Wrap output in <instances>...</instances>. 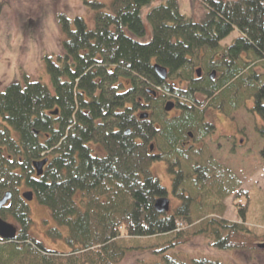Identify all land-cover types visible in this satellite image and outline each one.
<instances>
[{
    "label": "trees",
    "instance_id": "obj_1",
    "mask_svg": "<svg viewBox=\"0 0 264 264\" xmlns=\"http://www.w3.org/2000/svg\"><path fill=\"white\" fill-rule=\"evenodd\" d=\"M193 1L205 10L200 17L183 12L179 0H92L91 22L59 13L63 40L60 52L44 57L48 80L26 75L0 91V197L12 193L0 215L19 225L14 240L0 237V264H118L132 248L123 238L153 236L173 242L149 246L162 256L151 264H225L172 251L189 226L221 249L250 250L249 244L264 241L224 217L230 196L245 215L242 200L251 197L241 178L203 150L180 147L196 118L184 105L177 117L165 110L171 97L193 91L183 81L194 78L203 52L211 56L237 32L224 49L229 61L216 91L229 112L254 100L251 109L264 121V73L256 69H264V0ZM237 51L251 54L255 68L242 57L232 62ZM155 64L167 68V79ZM145 112L148 118H141ZM259 131L264 138V127ZM44 158L39 176L33 163ZM156 160L174 175L173 194L182 201L175 210L156 209L168 194L152 172ZM22 188L50 209L55 226L48 232L63 238L69 252H47L32 237Z\"/></svg>",
    "mask_w": 264,
    "mask_h": 264
},
{
    "label": "rangeland",
    "instance_id": "obj_2",
    "mask_svg": "<svg viewBox=\"0 0 264 264\" xmlns=\"http://www.w3.org/2000/svg\"><path fill=\"white\" fill-rule=\"evenodd\" d=\"M89 1L92 0H0L3 3L0 15V91L14 80L24 82L26 75L31 79L48 80L44 70L46 65L44 57L60 52L63 40L57 15L64 13L72 19L81 15L87 22H91L93 10L87 3ZM98 1L110 3V0ZM179 2L182 11L188 15L195 11L200 17L202 11H205L197 1L196 5L193 4V0ZM234 34L235 32L229 38L234 37ZM226 40L225 43L231 39ZM256 69L264 73V69L260 67ZM252 106V101L242 105L232 116L233 119L224 118L226 127L223 124V128L219 126L217 130L219 135L230 133L225 130L226 128L231 130L235 122L241 129L239 135L242 134L243 143L241 140L240 143L232 140L228 142L229 140L226 141L222 137H214L213 141L207 138L206 141L213 144L212 148L219 163L235 172L241 178L242 186L250 191L251 198L246 199L247 202L245 199L242 200V204L248 203L245 215L241 214L230 196L224 201L226 204L224 217L244 223L253 235L264 238V138L258 129L262 128L263 122L255 115ZM219 118L221 120L222 116ZM95 149L96 152L103 153L101 147L96 146ZM151 168L154 175L167 188L171 210H175L182 201L173 194L174 175L169 172L167 163L162 160L154 161ZM25 190L26 188H22L21 191ZM27 202L33 220L30 229L32 237L40 241L47 252H69L71 248L63 238H54L48 232L55 226L50 209L36 198ZM7 220L19 226L12 216ZM185 230L179 239L180 243L172 251L175 250L189 258L205 256L225 264H264V248H259L257 244L252 246L249 244L250 250L221 249L211 244L212 240L205 235L194 234L191 226ZM163 241L158 236L123 238V246L125 244L126 247L132 248L126 250L125 257L118 264H151L153 261H159L162 258L161 254L152 252L153 247L149 246L155 248L163 244ZM172 242L168 240L163 246H169ZM248 242L251 240L248 239Z\"/></svg>",
    "mask_w": 264,
    "mask_h": 264
},
{
    "label": "flooded vegetation",
    "instance_id": "obj_3",
    "mask_svg": "<svg viewBox=\"0 0 264 264\" xmlns=\"http://www.w3.org/2000/svg\"><path fill=\"white\" fill-rule=\"evenodd\" d=\"M234 35V37H232L233 35L231 36L232 38L228 37L229 39H231L230 42L228 41L225 43L226 39L223 40L225 44L221 43V48H219L211 56L208 57L209 53L203 52L202 63L195 68L196 72L193 76L194 78H192V80L183 81L185 86L193 91L191 93L189 92L188 98H181L180 96L171 97L169 101L174 103V107L172 110L167 111L170 114V117H177L181 114V112L184 111L181 108L182 105L187 108L185 109V111L189 113L188 117L194 116V118H196L194 120L190 118V122L195 124V127L194 129L186 130L181 135L179 139L180 147L183 150L187 151H194L196 149L203 150V153L206 154V156L204 157L211 158L213 160H216L217 162L219 161L217 160L218 158L216 157L214 149L212 148L213 144L209 141H206L207 138L210 141H213L215 140L214 137H222L226 141L229 140L228 142L232 140L233 142L240 143L241 140V142L243 143L242 134L239 135L241 129L236 126L235 122H233L234 125L231 130L230 128H226V130L224 129L226 132H230L227 134L223 133L226 136L217 134L219 126H222L223 128L224 124V127H226L224 118L227 117L229 120L233 119L232 116L240 108L239 107L238 109L229 112L228 107L230 105L226 106L223 95H221L220 91H216V87L218 85L220 77L222 76V69H224L225 61H229L228 59L225 60L227 55L225 54L224 49L230 47L234 39H236L239 34L235 32ZM228 38L227 40H229ZM241 57L244 58V61L248 63V68H255L253 56L245 52H234L232 62H235V59L239 61V58ZM261 62L264 63V61ZM208 82H215V84L210 85L206 90L204 89L205 91L200 90L199 86L206 85L208 84ZM252 102H254V100H252ZM254 113L256 116L260 117L263 122L262 127H264V121L261 116L256 111H254ZM219 116H222L221 120ZM199 127L203 129L201 135L198 133ZM151 146H153L151 151L156 153V145L152 144Z\"/></svg>",
    "mask_w": 264,
    "mask_h": 264
},
{
    "label": "water",
    "instance_id": "obj_4",
    "mask_svg": "<svg viewBox=\"0 0 264 264\" xmlns=\"http://www.w3.org/2000/svg\"><path fill=\"white\" fill-rule=\"evenodd\" d=\"M154 67H155V70H156L157 74L159 75V77H161L162 79H167V77H168L167 68H165L159 64H155ZM153 93L155 94L154 91H153ZM173 107H174V103L168 101L166 103L165 110L170 111L173 109ZM51 113L53 115H57L59 113V109L57 108V109L53 110ZM148 116H149V114L147 112L140 114L141 118H147ZM152 148H153V146H151V149ZM47 163H48V158H44L42 160H37L33 163V165L37 171V174L39 176L43 174L44 168L47 165ZM22 196L25 199L32 201L34 198V192L32 190H28V191H25L22 194ZM11 197H12V193L10 191L6 192L4 194V196L0 197V210L9 202ZM155 206L159 212H167L170 210V200L168 197L158 198ZM17 233H18L17 227L14 224L8 222L7 220L3 219L0 216V237L7 239V240H14L17 236ZM258 246L261 248H264V242L259 243Z\"/></svg>",
    "mask_w": 264,
    "mask_h": 264
},
{
    "label": "built area",
    "instance_id": "obj_5",
    "mask_svg": "<svg viewBox=\"0 0 264 264\" xmlns=\"http://www.w3.org/2000/svg\"><path fill=\"white\" fill-rule=\"evenodd\" d=\"M179 225H181L180 223H178Z\"/></svg>",
    "mask_w": 264,
    "mask_h": 264
}]
</instances>
